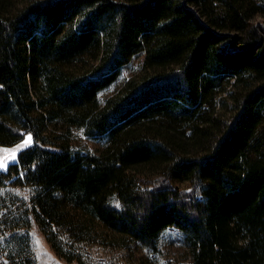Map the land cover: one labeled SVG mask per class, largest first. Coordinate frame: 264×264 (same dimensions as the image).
<instances>
[{"label":"trees","instance_id":"16d2710c","mask_svg":"<svg viewBox=\"0 0 264 264\" xmlns=\"http://www.w3.org/2000/svg\"><path fill=\"white\" fill-rule=\"evenodd\" d=\"M264 0H0V264H264ZM141 68L109 97L136 56ZM74 129L104 140L93 153Z\"/></svg>","mask_w":264,"mask_h":264},{"label":"rangeland","instance_id":"374dc122","mask_svg":"<svg viewBox=\"0 0 264 264\" xmlns=\"http://www.w3.org/2000/svg\"><path fill=\"white\" fill-rule=\"evenodd\" d=\"M259 22L264 23V18L259 17ZM144 60L143 55L136 56L133 61L124 69L117 83L101 94L102 101L113 94L123 82L135 74L142 66ZM29 137L31 139H29ZM74 146L79 150L90 151L93 153L99 152L104 144V140L89 138L85 135L82 129H74ZM34 139L31 133L16 145L3 146L0 145V170L6 171L8 168L19 161L20 153L26 148L33 145ZM39 251L43 254L45 264H55L51 252L44 246L43 242L38 239ZM185 252L184 244L181 235L176 230L166 231L160 242V251L157 254L151 253L149 250L133 245L128 252V258L131 264H175L182 260L181 256Z\"/></svg>","mask_w":264,"mask_h":264},{"label":"snow or ice","instance_id":"6c2138e0","mask_svg":"<svg viewBox=\"0 0 264 264\" xmlns=\"http://www.w3.org/2000/svg\"><path fill=\"white\" fill-rule=\"evenodd\" d=\"M29 139H31V138L29 137Z\"/></svg>","mask_w":264,"mask_h":264}]
</instances>
